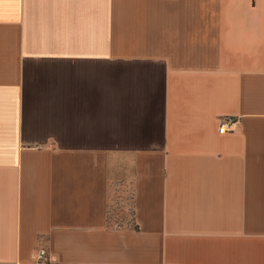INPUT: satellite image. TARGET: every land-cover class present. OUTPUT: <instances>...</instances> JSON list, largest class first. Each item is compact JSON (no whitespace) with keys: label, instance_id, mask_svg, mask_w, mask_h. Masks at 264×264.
<instances>
[{"label":"crops","instance_id":"0c3cea01","mask_svg":"<svg viewBox=\"0 0 264 264\" xmlns=\"http://www.w3.org/2000/svg\"><path fill=\"white\" fill-rule=\"evenodd\" d=\"M0 264H264V0H0Z\"/></svg>","mask_w":264,"mask_h":264},{"label":"rangeland","instance_id":"374dc122","mask_svg":"<svg viewBox=\"0 0 264 264\" xmlns=\"http://www.w3.org/2000/svg\"><path fill=\"white\" fill-rule=\"evenodd\" d=\"M125 183L123 186L114 187V192L112 190L111 201H110V225H120L124 226L130 221V186H129V176H123ZM124 218V219H123Z\"/></svg>","mask_w":264,"mask_h":264},{"label":"built area","instance_id":"2783aa9c","mask_svg":"<svg viewBox=\"0 0 264 264\" xmlns=\"http://www.w3.org/2000/svg\"><path fill=\"white\" fill-rule=\"evenodd\" d=\"M235 123L236 122L231 118H224L220 123L218 131L220 133L226 132L229 128L233 127L235 125ZM37 259L39 261H43L45 259L44 250H39V252L37 254Z\"/></svg>","mask_w":264,"mask_h":264},{"label":"trees","instance_id":"16d2710c","mask_svg":"<svg viewBox=\"0 0 264 264\" xmlns=\"http://www.w3.org/2000/svg\"><path fill=\"white\" fill-rule=\"evenodd\" d=\"M108 222L110 223V214L109 213H108ZM126 225L129 226V227L137 228V226L133 223V220H132V211L130 213V221H129V223L125 224L124 226H126ZM117 226H120V225H117Z\"/></svg>","mask_w":264,"mask_h":264}]
</instances>
